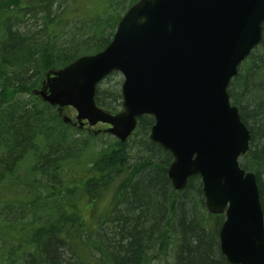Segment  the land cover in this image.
I'll use <instances>...</instances> for the list:
<instances>
[{
  "label": "trees",
  "instance_id": "obj_1",
  "mask_svg": "<svg viewBox=\"0 0 264 264\" xmlns=\"http://www.w3.org/2000/svg\"><path fill=\"white\" fill-rule=\"evenodd\" d=\"M137 1L0 0V264H229L201 177L173 187L152 116L125 142L92 144L105 132L83 136L34 92L48 71L103 50ZM31 18L39 27L21 30ZM103 82L97 104L119 111L121 90ZM229 93L252 136L240 164L257 175L264 210V36Z\"/></svg>",
  "mask_w": 264,
  "mask_h": 264
},
{
  "label": "water",
  "instance_id": "obj_2",
  "mask_svg": "<svg viewBox=\"0 0 264 264\" xmlns=\"http://www.w3.org/2000/svg\"><path fill=\"white\" fill-rule=\"evenodd\" d=\"M263 29L264 0H139L103 50L48 71L36 91L60 114L74 107L80 127L85 120L110 124L106 131L121 142L140 117L152 116L149 138L173 156V187L183 190L199 175L208 212L225 215L219 248L229 264H264L258 179L240 164L252 137L229 93L240 65L262 43ZM113 71L124 78L117 113L95 99Z\"/></svg>",
  "mask_w": 264,
  "mask_h": 264
},
{
  "label": "rangeland",
  "instance_id": "obj_3",
  "mask_svg": "<svg viewBox=\"0 0 264 264\" xmlns=\"http://www.w3.org/2000/svg\"><path fill=\"white\" fill-rule=\"evenodd\" d=\"M39 23L40 22H36L33 18L27 20V22L25 23H21V30L23 31H26L28 29H36L39 27ZM123 75L120 73V72H116L114 74H111V76L109 78H106L103 82V88H119L121 90V86H122V82H123ZM120 109H122V106L120 107ZM65 111L66 113L71 116V117H75V110L68 107V108H65ZM103 128H106V125L104 124H97L93 127H91V129L94 131V130H98V129H103ZM83 136H85L87 134L86 131H83L81 133ZM79 134V135H81ZM112 139H114V136H112L111 134H108V133H105L103 134L102 137H100L99 139H89L90 142L93 144V143H96L97 145H102L104 143V141H111ZM104 203H101V206L100 208H103L105 205H102ZM215 217H212L211 220H212V223L215 227V229H219L222 222L224 221L225 219V216L224 214H218V215H214Z\"/></svg>",
  "mask_w": 264,
  "mask_h": 264
},
{
  "label": "bare ground",
  "instance_id": "obj_4",
  "mask_svg": "<svg viewBox=\"0 0 264 264\" xmlns=\"http://www.w3.org/2000/svg\"><path fill=\"white\" fill-rule=\"evenodd\" d=\"M157 262H160V261L157 259V260H156V263H157Z\"/></svg>",
  "mask_w": 264,
  "mask_h": 264
}]
</instances>
